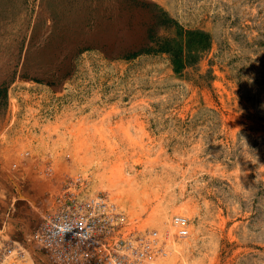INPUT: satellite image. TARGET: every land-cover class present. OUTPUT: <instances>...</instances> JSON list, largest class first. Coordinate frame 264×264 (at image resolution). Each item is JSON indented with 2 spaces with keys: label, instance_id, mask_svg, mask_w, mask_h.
I'll return each instance as SVG.
<instances>
[{
  "label": "rangeland",
  "instance_id": "1",
  "mask_svg": "<svg viewBox=\"0 0 264 264\" xmlns=\"http://www.w3.org/2000/svg\"><path fill=\"white\" fill-rule=\"evenodd\" d=\"M144 1L0 0V264H47L35 230L78 176L160 231L156 264H264V0ZM157 5L210 34L197 63L131 57Z\"/></svg>",
  "mask_w": 264,
  "mask_h": 264
},
{
  "label": "built area",
  "instance_id": "2",
  "mask_svg": "<svg viewBox=\"0 0 264 264\" xmlns=\"http://www.w3.org/2000/svg\"><path fill=\"white\" fill-rule=\"evenodd\" d=\"M172 226L185 236L188 218L175 215ZM130 229L129 217L113 199L90 192L78 176L56 196L33 239L47 264H156L167 255L160 231ZM18 251L9 249L8 256L20 258L24 252Z\"/></svg>",
  "mask_w": 264,
  "mask_h": 264
},
{
  "label": "trees",
  "instance_id": "3",
  "mask_svg": "<svg viewBox=\"0 0 264 264\" xmlns=\"http://www.w3.org/2000/svg\"><path fill=\"white\" fill-rule=\"evenodd\" d=\"M137 1L142 6L148 4L144 0ZM153 19L155 22L150 32L149 46L133 54L131 57H137L142 53L168 54L172 57L175 69L180 71L197 63L200 54L210 49V34L202 30H193L183 26L177 20L171 18L164 9L159 8V11L154 13ZM159 28H163L166 32H174L176 37L158 34Z\"/></svg>",
  "mask_w": 264,
  "mask_h": 264
},
{
  "label": "bare ground",
  "instance_id": "4",
  "mask_svg": "<svg viewBox=\"0 0 264 264\" xmlns=\"http://www.w3.org/2000/svg\"><path fill=\"white\" fill-rule=\"evenodd\" d=\"M169 235V234H168Z\"/></svg>",
  "mask_w": 264,
  "mask_h": 264
}]
</instances>
